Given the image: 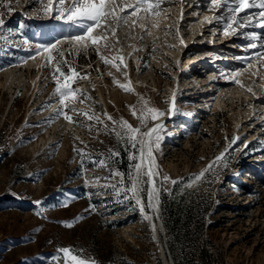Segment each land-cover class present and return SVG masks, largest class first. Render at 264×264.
<instances>
[{"label":"rangeland","instance_id":"rangeland-1","mask_svg":"<svg viewBox=\"0 0 264 264\" xmlns=\"http://www.w3.org/2000/svg\"><path fill=\"white\" fill-rule=\"evenodd\" d=\"M47 2L12 0L13 11L3 16L2 31L6 39L0 40V73L17 69L28 81L31 75H37L38 80L34 88L28 86L27 92L23 85L14 84L11 89L0 85V264H71L60 251L62 248H69L73 254L95 264H166L151 220L145 218L150 211L148 184L142 185L145 191L140 193L143 212L136 199L127 198L131 197L130 192H118L130 187L126 174L138 162L139 152L115 132L104 130L105 125L109 129L113 127L112 121L95 124L83 115L70 112L74 120L93 125L89 130L76 123L85 133V139H80L67 135L61 128L54 130V123L47 119L52 99H59L53 79L56 67L69 75H73L69 68L79 74L69 81L72 89L79 90L78 95H87L80 86L85 82L93 86V74L99 77L100 68L107 69L96 46L78 48L69 41L56 44L50 63L45 60L39 68H28L29 57L39 56L37 45L56 43L60 37L78 32L63 20L45 15L43 9ZM71 3L72 0H66V5ZM222 9L224 14L226 9ZM0 11L4 9L0 7ZM189 14L185 17L193 15ZM213 23L218 26L215 41L206 39L204 43L224 46L231 42L232 49L238 53L246 48L249 41L239 30L236 35L223 37V21ZM21 24L23 28L19 27ZM247 31L264 30L255 27ZM184 44L181 60L169 56L166 61V52L149 43L141 56V66L132 67L140 76L155 68L158 89L154 91L145 83L146 86L140 87L143 98L137 95V103L129 102V109H124L125 103L124 106L109 103L114 121H127L141 131L160 117L153 120L147 109L163 112L168 84L174 82L177 73L187 78L183 71L189 62L187 57L198 52L193 41ZM257 49L246 48L248 58L239 57L235 62L245 66L249 60L256 61L257 51L252 50ZM155 56L163 62L156 64ZM262 70L259 69L255 78L248 75L255 80L262 79ZM56 76L63 82L59 73ZM4 79L2 75L1 80ZM180 80L186 83L181 76ZM206 93L197 95L198 98H193L188 90L179 94L177 114L184 119L170 116L163 124L159 148H155L161 170L163 233L172 260L174 264H264V121L256 115L246 117L248 100L255 95L236 98L229 94L224 99L226 107H218L211 114L189 116L185 108L194 107V101L206 100ZM95 97L98 98L97 93ZM231 98L235 100L232 104ZM79 100H84V95H79ZM257 102L264 108V96ZM101 105L97 104L100 111ZM60 107L54 109L53 116L56 117ZM237 110L236 122L234 111ZM142 115H145L143 125ZM252 127L255 137L244 146L243 139L238 137ZM234 138L237 139L233 144ZM74 149L83 150L84 155ZM109 150L119 155L109 159ZM222 152L225 159L196 180ZM131 155L137 159L130 160ZM100 160H105L107 166L93 163ZM117 171L125 174L124 184L120 183V176L112 175ZM163 176L170 179L163 181ZM172 180L177 183L173 184ZM36 201L41 203L37 205ZM67 223L72 226H66ZM168 258L172 264L169 255Z\"/></svg>","mask_w":264,"mask_h":264},{"label":"bare ground","instance_id":"bare-ground-1","mask_svg":"<svg viewBox=\"0 0 264 264\" xmlns=\"http://www.w3.org/2000/svg\"><path fill=\"white\" fill-rule=\"evenodd\" d=\"M121 3L126 5L129 3H135V0H117V4ZM161 7L163 8V11L161 12L160 16L154 18L158 21L159 26L155 28L149 26L152 35H145L143 39H139L142 34V29L139 26L133 27L131 29H129L128 27H124L123 29L117 30V37L119 38V42L116 43V37H113L111 36V34H109L108 39L110 42H113L114 46L110 51L102 50L99 54V57L100 55H103L111 60L113 56H122L127 67L125 68L124 65H120L119 68L113 66V64H120L119 60H116L113 63L108 64L106 70L100 68L101 74L99 77L97 76L98 74H93L95 80L93 86H91L87 82L80 86L81 91L86 92L91 99L87 100L86 105L76 101L74 103L71 102L72 104L70 106L88 111L90 113H95L96 115L100 116L103 123L106 124L107 116L112 117L111 110L109 109V103H113V105L115 104L116 106H119L121 104L124 106L123 103H125L127 105H125L124 109H129V102L135 103L136 101H138V97H140V99L143 98L141 96L140 87L144 86L145 83L151 85L154 88V91H157L158 86L155 84V81H157L155 79V68H150L146 75L140 76L138 73L134 72L132 67L133 65H135L136 67L141 66V56L144 55V51L148 50L147 47L149 43L156 44L157 46L162 48L166 52V55L164 54L166 61H169V56H172V59L173 57H177L181 60L184 56V42H187L188 44L189 41H193V43L197 44L198 46L197 51L199 55H197V58L207 56L208 58H211L209 64H212H205V67L203 66L204 68L208 69L207 72L204 71V68L203 71L198 72L197 68H202L201 62L192 61L190 69H196V72L192 75L190 80L187 79L183 74L177 73V75H174V82L169 83L167 89L164 91L166 93L165 96H168L167 99L163 100L165 104V108L163 110L164 115L160 116L156 121L150 123L145 130L141 129V132H147L149 129L155 127L156 125H163L169 120L170 116H177L176 118L180 120L184 119V117H179L177 112L179 111L178 102L181 101V99L179 98V94H181L185 90H188L189 94H193V98H197V95H202L204 92H207V95L204 96L206 100L201 102L194 101V107L188 109L185 108L186 110H188L189 116H193L196 114L195 117L197 116V114H199L198 116H202V112H209V114H211L210 112H213L218 107H226L227 104L224 100L226 95L231 94L236 98H243L251 97V95L255 93V96L248 100V111H246V117H253L256 115L257 119L262 117V120L264 121V108L261 107L257 102L260 101V98L264 96V79L255 80L253 78H255L256 76L250 78L248 75L251 72H258L259 69H263L264 67H261V65L257 61H254L252 62L253 67L248 69L247 71H244L247 67V64L245 66H242L241 63H236L235 61L239 57L248 58L246 52L244 51L246 50V48L241 47L242 52L238 53L235 52L234 48L232 49L233 46L231 42L227 43L224 46H215L211 43H204L206 39H210L211 41L208 42L214 43V36H216V31L218 30V26H214V23H207L204 20V17L220 16V14H222L221 12L223 11V7L213 12L212 10H210L208 0H163ZM125 11L130 13L132 9L126 8ZM188 13L193 15L186 18L185 15ZM139 15H143V13H138V16ZM133 19H135V17ZM185 27L188 29H186ZM165 29L169 30V34L165 33ZM177 29L179 30L178 35ZM98 33H100V29H96L93 34L95 35ZM76 34L79 33L76 32L70 37H60L58 41H60L61 45L69 41V43L71 42L78 48L83 47L87 49L92 46L91 42H89L88 46L85 47L83 44H77L75 41H72L71 37ZM224 36L225 35L223 34V37ZM181 39L183 40V43L180 42ZM48 44L50 43H47L46 45ZM169 45H172V47H169ZM237 45L240 44L238 43ZM134 48L136 49L135 51ZM241 48L239 50H241ZM255 51H258V49L254 51L252 50L253 53ZM248 55H250L249 52ZM48 57L49 53L40 52L39 56H36L34 59H31L27 63V66L28 68H31L32 66H36L39 68V65H41V63H44L45 60H47V62L49 63ZM154 60L158 65L159 63L163 62L162 60V62L159 60L158 56H155ZM194 63L198 64L195 65ZM234 71H239L241 73L237 78L241 81L242 84L251 86L253 93L248 92L246 87H241L240 85L234 83L233 79L231 78V73ZM125 73L127 75H125ZM261 73V75H264L263 70ZM2 75H4L5 77L4 81L1 80ZM180 76L183 78V80H186V83L181 82ZM37 80V75H31L30 81H28L24 73H21L20 70L17 69L15 70L10 68L5 70L4 73H0V85L7 86L10 89L13 88L14 84H18V86L23 85L24 90L27 92L29 90L28 86L31 85L34 88L37 84ZM253 80L256 81L255 84L252 83ZM126 83L129 85L131 91H125L119 86L120 84ZM94 93L95 95H93ZM96 93L98 95V98L95 97ZM52 101L53 102L51 106L47 110V114L50 115L49 117H47V119H49L50 122L54 123L53 129L55 130L56 128H61L62 131L67 133V135L71 134L76 138L85 139V133L83 132L84 130H82L80 126L76 125V123H69L63 118H56L55 116H53L55 114L53 113V111H55L54 109L59 106V103L58 98H54L52 99ZM234 101L235 100L233 98L230 99L231 104ZM66 103L68 102L66 101ZM99 103L103 104L101 105L103 106V109H101V111L97 106V104ZM105 114H107V116ZM236 114H239L238 110L234 111V119L237 122L238 118ZM135 119H137V117H134V120ZM253 128L254 127H252V129L250 130L248 129L238 137V140L243 139L244 146H248L249 141L253 140V138L255 137ZM153 155L155 157L156 165L154 171H157L159 173V175L153 177V179L155 180L156 187L159 189V194L158 202L155 199L153 200L154 206L150 208L148 214L151 220L152 228L153 225L155 226L153 228V231L155 232L159 241L162 254L166 259V264H170L165 243L162 237V233L165 232V227L161 219V185L159 182L161 178V170L158 166L155 147L153 148ZM146 167L147 164L145 165V168ZM148 186L150 188L151 184H148Z\"/></svg>","mask_w":264,"mask_h":264},{"label":"snow or ice","instance_id":"snow-or-ice-1","mask_svg":"<svg viewBox=\"0 0 264 264\" xmlns=\"http://www.w3.org/2000/svg\"><path fill=\"white\" fill-rule=\"evenodd\" d=\"M19 2V0H17ZM163 0H135V3L129 4H117V0H72L70 5H66V0H48L47 5L44 7L43 12L45 15H49L51 19L61 21L63 20L65 23L70 24L74 29L78 30L79 34L73 35L71 37L72 41H75L77 44H83L85 47L88 46V43L91 42L92 45L96 46V51L98 54L101 51H110L114 46L113 42H110L108 39L109 34L111 36L116 37V43L119 42V38L117 37V30L123 29L124 27H128L129 29L139 26L142 29V34L139 39H143L145 35H152L149 26L152 28L158 27V21L155 20V17H159L163 8L161 7ZM210 5V10L215 12L216 10L224 7L226 9L225 13L220 16L208 17L205 16L204 20L212 24L213 21H223V34L225 36L236 35L238 30L239 34L244 36L249 42L245 45L247 49H264V31L259 33L255 31H247L249 28L259 27L264 30V0H208ZM12 0H0V7L4 9V11H0V40L6 39V36L3 34V27L5 25V20L3 16L7 13H11L13 11L12 8ZM126 8H131L132 11L130 13L126 12ZM257 10V11H252ZM138 13H143V15H139ZM135 17V19H133ZM20 28H23L24 25H19ZM96 29H100V33L93 34ZM166 34H169V30H164ZM179 34V30L177 29V35ZM135 38V37H131ZM183 43V40L180 41ZM60 43V41H56V43L48 44V45H37L36 46V54L39 55L40 52L49 53L48 61L49 63L52 61L51 52L56 49V44ZM172 47V45H169ZM136 49L134 48V51ZM155 51V48L153 49ZM34 59L35 57H29ZM100 59L103 61L105 65L113 63L116 60H119L120 64H113V66L119 68L120 65H124L126 68L127 65L124 63V58L122 56L116 57L113 56L111 60L106 58L103 55H100ZM256 61L264 67V51H257L255 53ZM253 67V63L249 60L247 67L244 71ZM69 72L73 75H69L64 72L60 67H56L55 72L53 73V79L56 83L55 93L58 94V103L61 106L56 110V118L62 117L69 123H79L80 126L86 127L89 130L92 129L93 125L91 124H83L82 122L74 120L73 115L69 113H75L76 115H83L86 117L88 121H93L95 124H103V121L100 119V116L95 113H90L88 111H84L82 109H77L75 107H70L69 102H76L79 100V95H84V100H90L91 98L86 94L79 93V90H75L71 88L69 83L70 80L74 79V76H78L79 74L75 72V69L69 68ZM56 73H59L60 77H63V82L61 79L57 78ZM241 73L239 71H234L231 73V78L233 79L235 84L240 85L241 87H246L247 91L252 93V87L246 86L241 83V81L237 78ZM125 75H127L125 73ZM251 76L259 75L258 72L249 73ZM264 79V75L261 76ZM256 83L255 80L252 82ZM125 91H131L129 87L125 84L119 85ZM255 95V93H253ZM84 100H79L80 103H84ZM147 113H150L152 119L155 120L159 116L164 115L163 112H160L155 108H148ZM135 115V112L133 113ZM107 116V114H105ZM141 124L143 125L145 122V115L141 116ZM107 120L112 121L113 127L111 129L108 128V125L104 126V130L106 132H115L117 137L121 140H126L128 144L131 145L132 148L136 149L139 152V160L131 166V171L127 173V178L130 181V187L122 188L119 191L130 192L131 197L136 199V203L141 206V211H144V207L142 204V200L140 199V193L145 191L142 187L144 184H151V187L147 190L148 197V207L152 208L153 200H157L158 202V194L159 189L156 187L155 180L153 177L159 175L157 171H154L155 165V157L153 155V148H159V142L162 139L160 133L164 130L163 125H156L155 127L149 129L147 132H141L139 128H133L127 121L120 120L114 121L111 116H107ZM119 126L120 130H117L116 126ZM139 134V138L137 137ZM234 138L232 143H235ZM137 145L139 147L137 148ZM81 156L84 155L83 150L74 149ZM111 156H117L119 153L109 150ZM228 149H225L227 152ZM130 160H136L137 157L135 155H131L129 157ZM225 159V153L222 152L219 156L215 158V160L208 165L206 169L201 171L196 177V180H200L205 176V173L212 170L214 165ZM102 166H107L105 160H100L98 162ZM147 167L145 168V165ZM225 167L227 164L225 163ZM113 176H120V183L124 184L125 174L120 172L112 173ZM147 177V180H144L143 177ZM100 178H96L98 181ZM170 178L168 176H163V181H168ZM173 184H176L177 181L172 180ZM108 185H105L107 187ZM115 189V185H111ZM162 187V185H161ZM37 205L41 202L36 201ZM94 209V206H93ZM146 219H150L149 216L145 215ZM79 219V218H78ZM66 226L71 227V223H67ZM155 226L153 225V228ZM63 252L66 260L70 261L71 264H95L94 261L84 259L79 255L73 254L72 250L69 248L60 249Z\"/></svg>","mask_w":264,"mask_h":264},{"label":"water","instance_id":"water-1","mask_svg":"<svg viewBox=\"0 0 264 264\" xmlns=\"http://www.w3.org/2000/svg\"><path fill=\"white\" fill-rule=\"evenodd\" d=\"M163 235L165 236L164 243H165V247H166L167 254L170 257V260H171L172 264H174V262L172 260V257H171V254H170V250H169L168 245H167V242H166V234H163Z\"/></svg>","mask_w":264,"mask_h":264},{"label":"built area","instance_id":"built-area-1","mask_svg":"<svg viewBox=\"0 0 264 264\" xmlns=\"http://www.w3.org/2000/svg\"><path fill=\"white\" fill-rule=\"evenodd\" d=\"M189 73H194L192 69L188 70ZM197 97V96H196ZM198 98V97H197Z\"/></svg>","mask_w":264,"mask_h":264}]
</instances>
